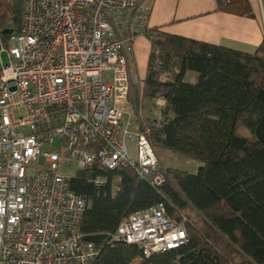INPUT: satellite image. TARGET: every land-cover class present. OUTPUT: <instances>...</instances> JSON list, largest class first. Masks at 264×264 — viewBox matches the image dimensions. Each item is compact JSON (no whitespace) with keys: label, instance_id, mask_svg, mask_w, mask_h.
I'll return each mask as SVG.
<instances>
[{"label":"built area","instance_id":"obj_1","mask_svg":"<svg viewBox=\"0 0 264 264\" xmlns=\"http://www.w3.org/2000/svg\"><path fill=\"white\" fill-rule=\"evenodd\" d=\"M147 16L145 0H22L18 31L0 43L7 56L0 58V264L97 257L80 230L88 201L70 187L76 169L98 161L108 170L130 167L155 187L164 181L147 129L140 120L130 129L129 57ZM118 190L114 181L111 193ZM109 235L145 257L187 241L163 202L127 215Z\"/></svg>","mask_w":264,"mask_h":264},{"label":"trees","instance_id":"obj_2","mask_svg":"<svg viewBox=\"0 0 264 264\" xmlns=\"http://www.w3.org/2000/svg\"><path fill=\"white\" fill-rule=\"evenodd\" d=\"M215 1L219 11L255 17L249 0ZM21 11L22 0H0V43L18 31ZM144 35L146 73L129 98L138 105L162 96L161 119H141L151 145L201 164L194 173L166 167L157 187L130 167L76 169L70 187L88 201L80 230L99 249L91 264H264V41L247 52L156 27ZM96 175L107 182L97 187ZM159 202L184 224L185 244L145 257L111 239L124 217Z\"/></svg>","mask_w":264,"mask_h":264},{"label":"crops","instance_id":"obj_3","mask_svg":"<svg viewBox=\"0 0 264 264\" xmlns=\"http://www.w3.org/2000/svg\"><path fill=\"white\" fill-rule=\"evenodd\" d=\"M249 1L255 13L253 18L219 11L215 0H145L148 7L147 27H156L169 34L252 52L264 41V0ZM149 51L148 38L136 35L129 57L131 83L132 73L139 79V84L142 82ZM191 72L194 78L188 79L185 75V80L194 82L196 73ZM147 101H154L160 108L165 105L162 96ZM157 101L159 103H156ZM159 158L161 159L160 156Z\"/></svg>","mask_w":264,"mask_h":264},{"label":"rangeland","instance_id":"obj_4","mask_svg":"<svg viewBox=\"0 0 264 264\" xmlns=\"http://www.w3.org/2000/svg\"><path fill=\"white\" fill-rule=\"evenodd\" d=\"M0 58L4 63L7 62V56H6L5 52H2L0 54ZM131 76H132V83H131V88H132V85H134L135 82H137V84H139L138 83L139 79H137L135 77V74H133V73ZM186 77L188 79L194 78L193 73L190 70H188L186 72ZM135 85H136V83H135ZM130 92H131V90H130ZM129 106H130L129 109L131 110V113H132L131 121H132L133 126H130V129L132 131H135L138 129V123L137 122H139V120L142 122L141 119H144L146 117H150V118H154V119L158 120V117L160 118V111H161L160 107L161 106H159L158 104H154V101L141 100L140 103L137 105L134 101H132L129 98ZM127 117L128 116L125 115L126 119H127ZM128 145H129V148H130L133 156H135L134 155V142L129 141ZM155 151H156L158 158H159V156L161 157V159L159 158L160 162L166 167L168 165L170 167L180 168V169H184V170H187L189 172L194 173L197 171L198 167L201 164L197 160L190 159V158L172 153L168 150L155 149ZM74 170L75 169L73 166H71L70 168L62 167V171L67 172L68 174L74 172ZM137 262H138V260H135L132 264H136Z\"/></svg>","mask_w":264,"mask_h":264}]
</instances>
